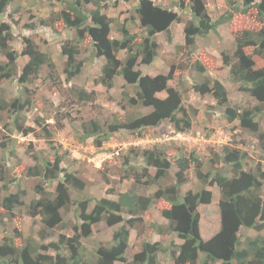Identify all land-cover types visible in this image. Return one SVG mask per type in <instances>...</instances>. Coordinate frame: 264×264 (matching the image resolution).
<instances>
[{"label": "trees", "instance_id": "16d2710c", "mask_svg": "<svg viewBox=\"0 0 264 264\" xmlns=\"http://www.w3.org/2000/svg\"><path fill=\"white\" fill-rule=\"evenodd\" d=\"M14 1L0 0V52L6 58L5 62L0 63V84L18 78L22 85H26L39 74L48 62V56L37 44V35L33 29L30 35L22 34L24 47L21 50L13 45L17 35L10 19L13 14L9 12V6ZM58 1L65 5L64 8L52 12L50 20L43 19L42 23L52 26L57 20H62L69 29L75 31V38L67 39L61 45V52L67 57L64 66L66 79L71 80L81 73L84 62L78 60L82 47L80 44H90L94 54L104 59L102 74L99 76L101 83L111 88L115 77L121 76L126 84L137 86L136 95L129 97V104L151 108L127 121L109 123L107 129L91 120L89 125L84 124L87 137H95L94 142L101 146L104 140L119 130L134 132L152 127L155 133H159L165 121L177 132L192 128L193 113L197 110L191 106L192 113L184 104L183 91L179 82H175V64L168 72L156 75L140 69L141 64L151 65L157 57L160 43L156 36L159 33L165 32L169 40L173 39L172 24L180 21L176 10L159 5L156 0H139L136 14L145 34L137 42V35L126 24L118 25L119 37L112 36L114 20L101 11L102 0ZM227 2L229 9L213 19L208 13L205 0L192 1L190 8L196 23L190 19L184 26L185 44L181 48L189 61L185 62V59L184 62L202 80L193 82L195 91L201 95H212L219 106L225 107L229 122L238 121L241 128L257 133L261 132L258 116L264 113V0H242L240 4L237 0ZM88 3H94L95 8H87ZM239 13L244 19L242 26L234 32V49L232 52L221 50V58L223 65L229 68L230 75L240 83L239 89L257 101L251 106L231 105L225 84L215 76L212 79L204 76L207 71L205 62L199 57L194 59L195 36L216 32L220 25L233 22ZM121 51L126 52L124 59L119 57ZM20 57L26 58L24 63L20 62ZM170 80H173L172 84ZM53 82V90L58 91L60 82ZM160 92H165V96H160ZM80 95L89 97L84 91H80ZM32 97L33 91L28 86L24 98L16 96L7 99L0 93V111L8 112L14 127L16 125L15 128L24 135H37L34 126L24 125L26 117L22 114L33 103ZM4 125L8 127L6 122ZM43 129L46 137L35 141L37 147L32 156L35 163L24 166L23 170L26 177L39 179L34 186L36 195L27 213L31 217L41 216L43 227L39 235L44 240L50 237V231L63 222L64 210L74 204L77 220L74 223L75 232L71 235L59 234L57 240L40 242L37 247L31 239L20 246L15 239L23 237L24 226L22 215L15 211V207L22 197L20 192L9 193L1 199L0 212L16 225L12 236L4 235L0 243V260L5 264H115L117 261L127 264H158L159 255L166 250L159 241H143L131 262L126 252L130 245L131 229L144 221L152 201L159 199L171 204L169 208L162 209V215L169 223L165 227L159 226L160 232H174L182 239L178 250L171 251L175 264H264V236L259 233L264 230V170L261 164L254 169H246L243 161L247 154L240 148L224 145L223 152H214L216 160L213 161L221 162L226 168L219 165L213 171L202 170L203 161L195 150L178 149L171 157L164 144L144 148L141 151L144 159L142 172L133 173L135 180L130 189L117 191L113 186L106 194L116 195L117 198L102 197L94 201L91 197L79 196L84 192L87 180L79 172L69 170L65 163L67 151L54 146L52 131L46 126ZM260 138L264 149V134L260 133ZM4 139L0 138L3 146L6 143ZM29 146L32 147L33 143L30 142ZM173 166L176 168L174 183L160 186L152 196L138 192L136 185L158 182L168 176ZM151 168L155 169L154 174L150 173ZM193 170L203 182V187L196 191L189 189L182 194L181 186L189 180ZM129 177L124 173L120 181ZM2 180L7 181V177L0 165ZM105 180L111 183L108 176ZM55 181V189L49 190L47 186ZM207 185H217L220 190V223L218 231L204 239L200 233L199 207L211 203L214 195ZM73 193L78 196L74 197ZM92 202L94 205L90 208ZM100 221H105L109 226H118L111 242L97 246L91 256L84 251L82 238L90 236L93 225ZM242 228L253 229L256 234L242 235ZM38 245L44 250H54L55 254L41 252Z\"/></svg>", "mask_w": 264, "mask_h": 264}, {"label": "rangeland", "instance_id": "374dc122", "mask_svg": "<svg viewBox=\"0 0 264 264\" xmlns=\"http://www.w3.org/2000/svg\"><path fill=\"white\" fill-rule=\"evenodd\" d=\"M138 1L102 0L101 11L114 20L112 36L119 37L118 25L126 24L131 32L137 35V42L141 40L145 31L140 26L136 14ZM192 1L156 0L159 5L176 10L180 21L172 24V40H169L168 34L165 32L156 36L160 47L153 63L140 65V69L145 73L156 75L168 72L170 67L175 64V82H179L183 91L184 104L190 111H193V108L197 110L196 113L191 111L194 114L193 126L189 130L192 137L186 140L170 138L174 134L171 133L173 129L171 124L165 121L159 129V133H155L152 127H145L142 131L134 132L119 130L113 133L109 139L104 140L101 146H97L94 142L93 138L95 137L85 135L84 124L89 125L90 121L94 120L103 129H107L109 123L124 122L148 112L151 108L129 104V97L136 95L137 86L126 84L121 76L115 77L111 88L104 86L99 78L102 74L104 59L97 57L91 45L84 44V42L80 44L82 47L78 55V60L84 62L83 69L80 74L67 80L64 73L67 57L62 54L61 45L67 39H74L75 31L69 29L62 20H57L52 26L42 23L43 19L49 21L51 13L61 10L65 5L58 0H16L9 6V12L13 14L10 19L13 21L12 24L17 35L13 41L15 48L21 50L24 47L22 34L30 35L33 29L37 35V44L48 56V62L30 83L22 85L18 78H13L0 84V93L2 92L7 99L16 96L24 98L26 86L33 91V103L22 114L26 117L24 125L34 126L37 135L33 133L24 135L19 132L15 128L16 125L14 127L13 119L9 118L8 112L0 111V138L4 137L6 142L3 146L0 141V165L7 177V181H0V211L2 212L1 199L5 195L14 192L21 193L22 198L16 205L15 211L22 215L24 233L22 238L15 239L17 244L21 246L25 241L30 242L31 239L33 245L37 247L40 242L57 240L59 234L71 235L75 232L74 223L77 220L74 204L64 210L63 222L55 230L50 231V237L44 238V240L39 235L43 227L41 216L31 217L27 213L28 206L36 195L34 186L39 179L26 177L23 170L24 166L35 163L32 157L37 147L35 141L46 137L43 126L52 131L54 146L62 147L67 151L65 163L69 170L79 172L87 180L86 188L79 196L91 197L94 201L102 197L117 198L116 195L106 194L107 190L113 186L117 191L129 190L135 180L133 173L142 172L144 166L141 151L144 148L154 147L156 144L166 145L171 157L176 154L178 149L195 150L203 161V171H213L219 165L226 168L221 162L213 161L216 160L214 152L221 153L224 145H230L246 152L247 156L243 161L246 169H254L261 164L264 170V149L260 141V133L264 134V113L258 116L261 132L253 133L241 128L238 121L229 122L224 106H219L212 95H201L192 87L193 82L202 80L197 77L194 69L185 64L189 61H187L184 49L181 48L185 44L184 26L186 22L192 19L196 23L190 8ZM241 1L237 0L238 4ZM205 2L208 13L213 19H217L229 9L227 0H205ZM87 8L93 9L95 4L88 3ZM243 19V15L239 13L233 22L220 25L216 32L211 31L206 36H195L194 59L199 57L205 62L207 71L204 76L210 79L215 76L225 84L230 97L229 103L234 106H251L257 103L254 98L239 89L240 83L230 75L229 68L223 65L221 58V50L233 51L234 32L242 26ZM125 56V51L119 53V57L122 59ZM19 60L24 63L26 58L20 57ZM5 61V56L0 52V63ZM53 81L60 82L58 91L53 90ZM172 83L173 80H170V84ZM80 91L87 92L89 97H81ZM165 94V92L159 93L160 96ZM5 122L8 127L4 125ZM157 137L162 138L163 141H154ZM30 142L33 143L32 147L29 146ZM126 168L129 170L126 171ZM175 169L173 166L168 176L158 182L139 184L136 185V189L139 193L152 196L160 186L175 182ZM124 173L130 177L121 182L120 176ZM150 173L154 174L155 169L151 168ZM107 176L111 179V183L105 180ZM56 184L57 181L47 187L53 191ZM202 187L203 182L198 179L195 170H193L189 180L182 184L181 193L184 194L189 189L196 191ZM207 187L213 191L214 195L211 203L202 204L199 207L201 213L200 233L204 239H208L216 233L220 223L218 206L220 190L217 185H207ZM21 191H25V193ZM73 196L77 197L78 195L73 193ZM165 201L163 199L153 200L145 214L144 221L131 229V243L126 252L129 262L132 261L134 253L141 249L142 242L149 240L151 242L159 241L166 248L159 255L158 264H175L171 251L178 250L182 239L174 232L167 235L159 230V226L165 227L169 223L161 214V209L168 206ZM93 205L92 202L90 208ZM1 212L0 243L4 235L12 236L16 225ZM117 226H109L105 221L94 224L92 234L82 238L84 251L92 256L97 246L109 244ZM241 232L242 235L256 234L255 230L248 228H242ZM259 233L264 236V230ZM38 247L41 252L55 254L52 249L44 250L39 245ZM0 264L5 263L0 260ZM115 264L127 263L117 261ZM211 264H221V262Z\"/></svg>", "mask_w": 264, "mask_h": 264}, {"label": "built area", "instance_id": "2783aa9c", "mask_svg": "<svg viewBox=\"0 0 264 264\" xmlns=\"http://www.w3.org/2000/svg\"><path fill=\"white\" fill-rule=\"evenodd\" d=\"M171 133H174L170 138H173V139H190L192 137V134L190 133V131H185V132H182V131H178L176 132L174 129L171 131ZM160 141L162 140V138L160 137H157L154 139V141ZM163 141V140H162Z\"/></svg>", "mask_w": 264, "mask_h": 264}, {"label": "crops", "instance_id": "0c3cea01", "mask_svg": "<svg viewBox=\"0 0 264 264\" xmlns=\"http://www.w3.org/2000/svg\"><path fill=\"white\" fill-rule=\"evenodd\" d=\"M165 96V95H164ZM163 97V96H162ZM165 201V200H164ZM165 203H167L168 204V206H164V208H169L170 206H171V204L168 202V201H165ZM163 209V208H162ZM162 209H161V214H162ZM163 216V215H162ZM164 217V216H163ZM165 218V217H164ZM165 219H167V218H165ZM168 220V219H167ZM163 221H165V220H163ZM166 223V222H165ZM219 229V228H218ZM218 231V230H217ZM164 234H169L170 232H163ZM131 243V236H130V242H129V244ZM127 251H128V249H127Z\"/></svg>", "mask_w": 264, "mask_h": 264}, {"label": "clouds", "instance_id": "9594fccd", "mask_svg": "<svg viewBox=\"0 0 264 264\" xmlns=\"http://www.w3.org/2000/svg\"><path fill=\"white\" fill-rule=\"evenodd\" d=\"M172 129H174L173 127H172ZM175 130V129H174ZM176 131V130H175ZM177 132V131H176Z\"/></svg>", "mask_w": 264, "mask_h": 264}]
</instances>
